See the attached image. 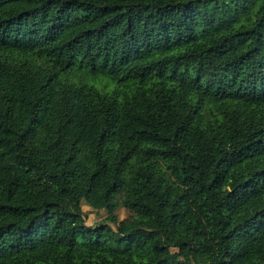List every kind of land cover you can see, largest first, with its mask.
I'll use <instances>...</instances> for the list:
<instances>
[{"label": "trees", "instance_id": "obj_1", "mask_svg": "<svg viewBox=\"0 0 264 264\" xmlns=\"http://www.w3.org/2000/svg\"><path fill=\"white\" fill-rule=\"evenodd\" d=\"M0 264H264V0H0Z\"/></svg>", "mask_w": 264, "mask_h": 264}, {"label": "rangeland", "instance_id": "obj_2", "mask_svg": "<svg viewBox=\"0 0 264 264\" xmlns=\"http://www.w3.org/2000/svg\"><path fill=\"white\" fill-rule=\"evenodd\" d=\"M84 210L87 214V221L89 225L99 224L108 216L107 213L97 215L89 207H84ZM115 214L119 217L120 220H123L129 216V213L120 205H118V208L115 210Z\"/></svg>", "mask_w": 264, "mask_h": 264}]
</instances>
